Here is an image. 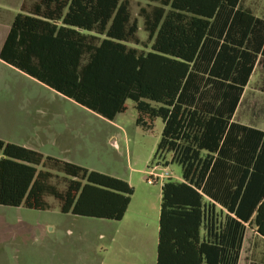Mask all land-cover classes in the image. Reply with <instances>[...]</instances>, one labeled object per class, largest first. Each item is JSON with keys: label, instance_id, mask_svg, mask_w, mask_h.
<instances>
[{"label": "trees", "instance_id": "16d2710c", "mask_svg": "<svg viewBox=\"0 0 264 264\" xmlns=\"http://www.w3.org/2000/svg\"><path fill=\"white\" fill-rule=\"evenodd\" d=\"M138 15L143 40L130 0H33L0 59L105 119L129 99L143 129L160 118L154 158L171 154L182 176L161 187L156 264H240L248 226L264 238V129L233 115L264 59V18L243 0H147ZM243 24H253L247 42ZM133 193L122 178L0 139V205L45 210L50 196L62 213L120 221Z\"/></svg>", "mask_w": 264, "mask_h": 264}, {"label": "rangeland", "instance_id": "374dc122", "mask_svg": "<svg viewBox=\"0 0 264 264\" xmlns=\"http://www.w3.org/2000/svg\"><path fill=\"white\" fill-rule=\"evenodd\" d=\"M32 1L0 0V47L15 15ZM130 2L143 40L138 13L147 0ZM136 118L130 99L124 113L106 120L0 59V139L122 178L134 189L120 221L62 213L50 196L45 210L0 205V264H156L164 181L149 184L145 176L158 166V173L181 179L182 170L171 154L154 158L162 120L145 130ZM240 264H264V238L254 227L248 226Z\"/></svg>", "mask_w": 264, "mask_h": 264}, {"label": "crops", "instance_id": "0c3cea01", "mask_svg": "<svg viewBox=\"0 0 264 264\" xmlns=\"http://www.w3.org/2000/svg\"><path fill=\"white\" fill-rule=\"evenodd\" d=\"M243 8L251 10L252 13L256 17L264 18V0H243ZM261 25L262 24H257L255 26L256 29H260L261 31H263V28ZM252 27H253V24H243L239 28H236V29H242V30H245L246 28L248 29L246 31L247 33L245 34L244 39H242L244 42H247L248 38L250 37V29ZM9 29H10V26H9ZM9 29H8V31H9ZM8 31L6 33V36L8 34ZM6 36H5V38H6ZM5 38H4V40H5ZM238 38H239V35L236 34L234 36V39L237 40ZM4 40L1 44V47L4 43ZM1 47H0V50H1ZM234 47H236V46H234ZM242 48H244V43H243ZM240 53L241 52H239V54H236V55H233L231 53L230 55L236 58L234 60L238 61L239 57L241 55ZM1 61H3V60L1 59ZM4 63H6V62H4ZM7 65H9V64H7ZM9 66H11V65H9ZM11 67H13V66H11ZM13 68H15V67H13ZM16 70L19 71L18 69H16ZM19 72H21V71H19ZM21 73H23V72H21ZM23 74H25V73H23ZM25 75H27V74H25ZM27 76H29V75H27ZM29 77L34 79L35 81H38L37 79H35L31 76H29ZM38 82H40V81H38ZM46 87H48V86H46ZM48 88H50V87H48ZM53 91H55V90H53ZM55 92H57V91H55ZM233 120L240 122L242 124L248 125V126H252V127L263 126V129H264V123H263V121H264V59H262L261 54H259L257 63L254 66V69H253V72L250 76V79H249V81L245 87V90H244V92L241 96V99L237 105V108L234 112ZM145 178H146V176H145ZM161 196H162V193H161Z\"/></svg>", "mask_w": 264, "mask_h": 264}, {"label": "built area", "instance_id": "2783aa9c", "mask_svg": "<svg viewBox=\"0 0 264 264\" xmlns=\"http://www.w3.org/2000/svg\"><path fill=\"white\" fill-rule=\"evenodd\" d=\"M158 166H154L151 171L146 176V180L149 184H155L158 181H166L168 178H170V173L169 172H162L158 173L157 169ZM163 182V183H164Z\"/></svg>", "mask_w": 264, "mask_h": 264}]
</instances>
